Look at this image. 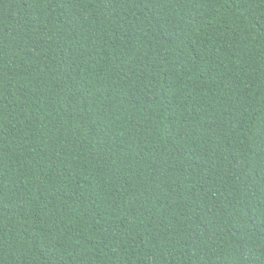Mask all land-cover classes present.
<instances>
[{"label": "trees", "instance_id": "trees-1", "mask_svg": "<svg viewBox=\"0 0 264 264\" xmlns=\"http://www.w3.org/2000/svg\"><path fill=\"white\" fill-rule=\"evenodd\" d=\"M0 264H264V0H0Z\"/></svg>", "mask_w": 264, "mask_h": 264}]
</instances>
